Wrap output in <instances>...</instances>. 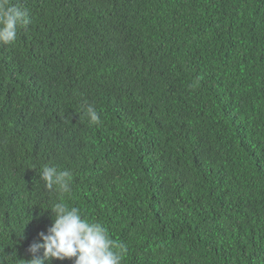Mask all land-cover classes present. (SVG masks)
Masks as SVG:
<instances>
[{"label": "trees", "instance_id": "1", "mask_svg": "<svg viewBox=\"0 0 264 264\" xmlns=\"http://www.w3.org/2000/svg\"><path fill=\"white\" fill-rule=\"evenodd\" d=\"M9 2L29 22L0 45L8 264L53 224L45 164L122 264H264V0Z\"/></svg>", "mask_w": 264, "mask_h": 264}, {"label": "clouds", "instance_id": "2", "mask_svg": "<svg viewBox=\"0 0 264 264\" xmlns=\"http://www.w3.org/2000/svg\"><path fill=\"white\" fill-rule=\"evenodd\" d=\"M172 21L176 24L177 18L172 17ZM28 22L27 10L11 5L9 0H0V45L14 43L18 28ZM85 115L91 125L101 123L100 113L94 106L88 105ZM39 174L44 188L55 195V202L49 207L53 224L47 234L39 233L43 243L34 242L29 246L32 258L16 260V264H50L53 258H74V264H122L127 246L111 238L102 223L89 219L79 207H70L66 202L71 198L72 173L45 164ZM41 248L44 249L42 257L36 255ZM8 258L7 254L0 255V264H8Z\"/></svg>", "mask_w": 264, "mask_h": 264}]
</instances>
